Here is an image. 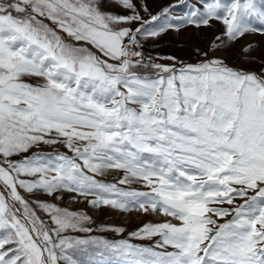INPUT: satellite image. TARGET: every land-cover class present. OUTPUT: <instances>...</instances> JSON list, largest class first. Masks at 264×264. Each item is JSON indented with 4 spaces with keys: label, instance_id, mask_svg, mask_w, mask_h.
<instances>
[{
    "label": "snow or ice",
    "instance_id": "snow-or-ice-1",
    "mask_svg": "<svg viewBox=\"0 0 264 264\" xmlns=\"http://www.w3.org/2000/svg\"><path fill=\"white\" fill-rule=\"evenodd\" d=\"M189 28L194 61L147 50ZM257 35L264 0H0V264H264ZM65 193L163 219L108 240Z\"/></svg>",
    "mask_w": 264,
    "mask_h": 264
},
{
    "label": "rangeland",
    "instance_id": "rangeland-1",
    "mask_svg": "<svg viewBox=\"0 0 264 264\" xmlns=\"http://www.w3.org/2000/svg\"><path fill=\"white\" fill-rule=\"evenodd\" d=\"M177 0H151L153 3L154 9L157 6H163L167 3H174ZM183 10L177 9V15L181 14ZM211 37V31L202 29L197 32L194 28H189L187 30L181 31L180 33L169 32L162 36L158 41L152 42L149 41V44L155 43V47H149L147 50L152 53V55H161L168 56L174 55L185 61H194L196 57L193 55L194 46L199 45L201 47L205 46L208 39ZM252 41L257 45H264V38L259 35L255 36ZM184 44L191 46L189 50H182L172 45ZM187 57V58H186ZM234 62V61H233ZM241 64H244L243 59H241ZM258 67V65H257ZM64 151V149H61ZM106 182H114L118 179V175L109 174L103 177ZM128 187V186H124ZM130 187L138 188L139 185L133 184ZM72 195L65 193L63 199L61 200H52L51 202L59 205L62 208L68 209L70 211H84L92 217L94 223L91 225L94 229H99L101 226L109 227H122L124 232L120 235H117L113 231H94L92 234L96 236H102L108 240H119V239H130V242L135 244H149L150 241L147 240H137L129 237V233L136 231L140 226L148 222H156L163 219L162 217L155 215H145L138 211H128L122 212L119 210H112L110 208H102L101 210L92 209L87 203L77 202L71 199ZM51 200L50 197H42ZM42 217L45 216L43 212L39 213ZM46 218V217H45ZM74 235L83 236V233H74ZM93 260H100V257H92ZM104 264H115L113 258L105 257Z\"/></svg>",
    "mask_w": 264,
    "mask_h": 264
},
{
    "label": "bare ground",
    "instance_id": "bare-ground-1",
    "mask_svg": "<svg viewBox=\"0 0 264 264\" xmlns=\"http://www.w3.org/2000/svg\"><path fill=\"white\" fill-rule=\"evenodd\" d=\"M254 37H249L248 39L252 40ZM264 38V37H263ZM243 43V41H242ZM173 47H177V48H180L182 50H189L191 49V46H187V45H184V44H180V45H172ZM187 58V57H186Z\"/></svg>",
    "mask_w": 264,
    "mask_h": 264
}]
</instances>
